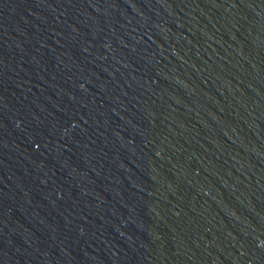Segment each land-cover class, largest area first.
Instances as JSON below:
<instances>
[{
    "label": "water",
    "instance_id": "obj_1",
    "mask_svg": "<svg viewBox=\"0 0 264 264\" xmlns=\"http://www.w3.org/2000/svg\"><path fill=\"white\" fill-rule=\"evenodd\" d=\"M0 264H264V0H0Z\"/></svg>",
    "mask_w": 264,
    "mask_h": 264
}]
</instances>
